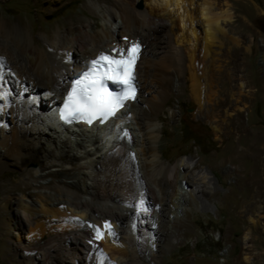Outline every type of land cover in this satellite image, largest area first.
<instances>
[{
    "label": "bare ground",
    "instance_id": "bare-ground-1",
    "mask_svg": "<svg viewBox=\"0 0 264 264\" xmlns=\"http://www.w3.org/2000/svg\"><path fill=\"white\" fill-rule=\"evenodd\" d=\"M97 2L104 6L103 11L100 12L95 4H87L86 15L92 20L101 18L104 28L97 26L96 30L89 19L79 17L58 22L57 31L51 27L45 32L51 42L47 47L37 43L24 21L14 24L12 20L0 18V93L6 94L4 101H11L12 104L5 110L13 113L14 121L20 126L30 123L36 131V138L45 139L53 146L52 150L46 146L49 154L44 156L41 171L29 176L37 189L45 191H38L37 201L32 204L26 200L24 210L31 214L32 223L24 235L27 242L18 240V249L29 259H34L37 251L45 258V264H100L102 257L95 244L108 257L104 264H157V253L165 252L170 242L173 243L171 237L177 236L176 231L182 223L185 207L179 208V197L177 208L169 200L171 196H176L175 189L192 187L193 191L201 193V199L209 201L216 191V183L208 193L198 189L196 176H184L182 181H178L182 166L171 169L163 161L164 155L159 146L163 126L159 115L177 85V74H187L191 95L200 108L211 99L213 94L206 92L203 73L195 67L196 51L201 45L203 59L209 57L217 34L225 35L223 24L231 19L232 13L229 9L217 7L211 0L199 3L196 0H151L154 4L148 11L137 10V0ZM41 4V0H35L36 6ZM58 9L51 10L52 14ZM155 10L159 11L160 17L156 16ZM41 13L36 15L37 19L42 17ZM117 19L121 20L122 26L113 30L111 26ZM176 26L179 31L169 34ZM116 32L121 35L119 41ZM233 40L236 44L240 43L237 38ZM127 42H138L141 46L135 70L136 98L126 102L117 116L104 125L99 121L89 126L63 124L57 112L71 81L101 52H110L114 47H127ZM261 50L263 58L262 47ZM27 55L30 58H26ZM16 82L19 88L15 92ZM26 94L32 97L25 99ZM37 96L40 98L36 99ZM43 100L48 101L45 111L37 108L38 104L44 106ZM131 113H134L136 124L145 137L142 151L149 159L145 174L141 172L137 153L131 149V145L136 143L132 128L122 122ZM117 125H120L119 129ZM26 130L21 128V132ZM124 130L131 135V143L127 138H121ZM13 137L11 143H8V138L0 141L5 157L9 159L21 156L17 133ZM261 140L256 137L257 145ZM253 147L260 154L261 149ZM76 152L82 155L76 156ZM129 152L135 153V162L129 159ZM61 157L66 158L64 165L58 164L57 159ZM88 157H94V161L81 164ZM75 162L80 163L76 168L79 171L92 169V172L82 173L84 177L79 180L82 186L75 181L68 183L62 180L51 186L48 179L58 178V173L42 172L58 165L62 167L63 174L69 175ZM234 171L236 169L230 165L224 167L225 173ZM141 199L151 210L137 216L136 209L129 205L138 204ZM38 205L39 209L36 208ZM173 209L180 210L181 214L178 213L174 221L176 231L170 232L168 228L163 229L162 224L166 214ZM74 218H79L84 226ZM105 221L112 224L117 234L115 242L106 236L104 240L90 244L92 229L86 225L102 226ZM249 221L254 227L259 224V218L255 216ZM46 235L49 239L45 245L35 246ZM150 240L154 242L152 251L148 250ZM63 253L65 257H59ZM243 260L250 264V256L243 257Z\"/></svg>",
    "mask_w": 264,
    "mask_h": 264
},
{
    "label": "rangeland",
    "instance_id": "rangeland-1",
    "mask_svg": "<svg viewBox=\"0 0 264 264\" xmlns=\"http://www.w3.org/2000/svg\"><path fill=\"white\" fill-rule=\"evenodd\" d=\"M97 1L41 0L42 4L36 6L35 0H0V18L12 20L14 24L24 21L28 25V32L38 40L37 43L47 47L51 42L45 32L51 27L57 31L58 22L79 17L89 19L96 30L97 26L104 28L101 18L92 20L86 15L87 4H95L100 12L103 11L104 6ZM201 1L196 0L197 3ZM211 1L232 13L231 19L223 24L225 35L217 34L209 55L211 59H203L201 45L196 51V70L203 73L206 92L213 96L200 108L191 95L187 74H177V85L159 115L163 126L159 146L164 155L163 161L171 169L182 166L179 169V182L184 176H196L198 189L208 193L216 183V191L209 201L201 199V193L193 191L192 187L175 189L176 196L170 197V203L177 208L179 197V208L185 207V212H182L178 231L173 225L181 211L173 209V212L166 214L162 228L178 233L176 237H171L173 243L170 242L165 252L157 253V264H246L243 260L245 256H250V264H264V57L261 50V47L264 50V0ZM150 4L151 0H137L135 6L139 11H148L154 3ZM55 9L58 10L52 14L51 10ZM39 12H42V17L37 19ZM156 12V16L160 17L159 11ZM121 26V20L117 19L111 28L117 30ZM197 28L200 29L199 26ZM178 31L176 26L168 33L172 35ZM115 34L119 41L121 35ZM234 38L239 39L240 43L236 44ZM26 58L30 57L27 55ZM18 88L16 82L15 92ZM31 97L26 94L24 98ZM43 102L44 106L38 104L37 108L45 111L48 101ZM10 104L11 101L0 99V141L8 138V143H11L13 135L17 133L16 142L19 143L21 156L9 159L5 157V149L0 146V264H45V258L39 256L37 251L36 257L29 259L18 249V240L27 242L24 235L32 223L31 214L24 210L26 200L32 204L37 201V192L45 191L39 187L38 190L29 176L41 171L44 156L49 154L46 146L51 150L53 146L45 139H37L30 123L21 126L16 123L13 113L5 110ZM122 122L130 124L132 128L136 143L131 145V149L137 153L141 172L145 174L149 159L142 151L145 146L143 132L136 124L134 113ZM21 128L27 130L21 132ZM257 136L262 139L259 145ZM253 146L261 149L260 154L255 152ZM81 155L76 152V156ZM57 160L58 164L64 165L66 158ZM89 161H94V157L84 159L81 164ZM79 164L75 162L71 166L69 175L63 174L62 167L58 165L42 172L58 173V178L48 179L51 186L61 180L68 183L75 181L82 186L79 182L84 177L82 173L92 172V169L79 171L76 169ZM226 165L236 171L225 173ZM171 192L173 194L172 189ZM203 195L206 198V194ZM252 216L259 218L257 227L249 221ZM48 239L49 235H46L35 246L43 247ZM149 242L148 250L152 251L154 242ZM59 257H65L64 253Z\"/></svg>",
    "mask_w": 264,
    "mask_h": 264
},
{
    "label": "snow or ice",
    "instance_id": "snow-or-ice-1",
    "mask_svg": "<svg viewBox=\"0 0 264 264\" xmlns=\"http://www.w3.org/2000/svg\"><path fill=\"white\" fill-rule=\"evenodd\" d=\"M127 41V38H125ZM127 47H114L110 52H101L96 58L90 61V66L85 65L83 72L78 74L70 84L67 92L61 117L67 122L83 121L91 125L95 121L104 124L109 119L117 116V113L126 106V102L136 98L135 65L139 58L141 46L138 42H127ZM2 59V58H0ZM98 68H103V73L97 72ZM111 80L120 85L119 91L109 90L105 81ZM6 94L0 93V99ZM117 129L120 125L116 126ZM121 138H127L131 143V135L124 130ZM129 159L135 162V153L129 152ZM136 209V215L141 212L148 213L150 208L146 206L143 199L138 204L129 205ZM82 226L83 222L79 218H74ZM92 229V237L89 243L104 240L105 237L115 238L117 234L113 230L110 222H103L102 226L87 224ZM135 229V223L133 224ZM102 257L100 264L108 257L103 254L102 249L94 244ZM114 264V262H110Z\"/></svg>",
    "mask_w": 264,
    "mask_h": 264
}]
</instances>
